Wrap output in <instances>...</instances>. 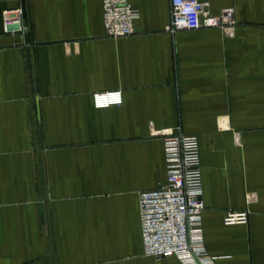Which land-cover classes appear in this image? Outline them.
Segmentation results:
<instances>
[{
    "label": "crops",
    "instance_id": "obj_1",
    "mask_svg": "<svg viewBox=\"0 0 264 264\" xmlns=\"http://www.w3.org/2000/svg\"><path fill=\"white\" fill-rule=\"evenodd\" d=\"M199 1L232 29L167 31L169 0H131L135 33L111 39L101 0H24L27 32L7 33L21 0H0V264H182L140 237L162 130L197 138L207 254L264 264V0Z\"/></svg>",
    "mask_w": 264,
    "mask_h": 264
},
{
    "label": "built area",
    "instance_id": "obj_2",
    "mask_svg": "<svg viewBox=\"0 0 264 264\" xmlns=\"http://www.w3.org/2000/svg\"><path fill=\"white\" fill-rule=\"evenodd\" d=\"M170 21L167 31L222 28L229 31L228 18L232 10L225 9L221 16L204 11L199 0H169ZM102 26L107 38L132 36L138 18L131 0H101ZM5 12L3 28L7 33H26L21 22ZM92 106L106 109L122 104L120 90L92 94ZM164 144L166 163L165 181L158 187L138 193L137 208L143 254L158 261L174 256L182 264H216L205 249L200 228L202 201V174L197 138L181 131L156 132ZM247 212L227 213L225 226L246 224Z\"/></svg>",
    "mask_w": 264,
    "mask_h": 264
},
{
    "label": "water",
    "instance_id": "obj_3",
    "mask_svg": "<svg viewBox=\"0 0 264 264\" xmlns=\"http://www.w3.org/2000/svg\"><path fill=\"white\" fill-rule=\"evenodd\" d=\"M21 7H22V16L23 18L25 17V12H24V0H21Z\"/></svg>",
    "mask_w": 264,
    "mask_h": 264
}]
</instances>
